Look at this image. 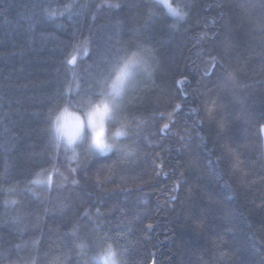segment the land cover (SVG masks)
Masks as SVG:
<instances>
[{
  "label": "trees",
  "instance_id": "obj_1",
  "mask_svg": "<svg viewBox=\"0 0 264 264\" xmlns=\"http://www.w3.org/2000/svg\"><path fill=\"white\" fill-rule=\"evenodd\" d=\"M0 0V264H264V0ZM146 48L122 101L135 153L71 159L56 106ZM7 201V203H6Z\"/></svg>",
  "mask_w": 264,
  "mask_h": 264
},
{
  "label": "clouds",
  "instance_id": "obj_2",
  "mask_svg": "<svg viewBox=\"0 0 264 264\" xmlns=\"http://www.w3.org/2000/svg\"><path fill=\"white\" fill-rule=\"evenodd\" d=\"M153 2L175 20L185 16L179 0ZM153 59L146 48L129 49L113 57L94 95L79 103H62L50 111L47 132L51 145L71 159L79 156L81 146L97 156L113 152L125 158L133 156L135 149L122 143L130 135V123L121 115L122 101L140 77L151 78ZM87 264H123L122 251L107 241L89 255Z\"/></svg>",
  "mask_w": 264,
  "mask_h": 264
},
{
  "label": "rangeland",
  "instance_id": "obj_3",
  "mask_svg": "<svg viewBox=\"0 0 264 264\" xmlns=\"http://www.w3.org/2000/svg\"><path fill=\"white\" fill-rule=\"evenodd\" d=\"M84 149H85L86 152H88L85 147H84Z\"/></svg>",
  "mask_w": 264,
  "mask_h": 264
}]
</instances>
